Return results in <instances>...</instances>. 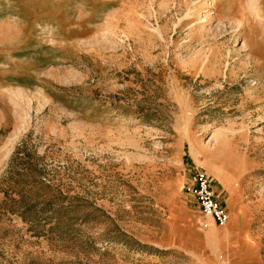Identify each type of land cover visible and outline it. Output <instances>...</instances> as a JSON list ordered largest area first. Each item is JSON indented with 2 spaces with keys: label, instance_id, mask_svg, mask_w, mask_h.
Listing matches in <instances>:
<instances>
[{
  "label": "rangeland",
  "instance_id": "374dc122",
  "mask_svg": "<svg viewBox=\"0 0 264 264\" xmlns=\"http://www.w3.org/2000/svg\"><path fill=\"white\" fill-rule=\"evenodd\" d=\"M0 264H264V0H0Z\"/></svg>",
  "mask_w": 264,
  "mask_h": 264
},
{
  "label": "built area",
  "instance_id": "2783aa9c",
  "mask_svg": "<svg viewBox=\"0 0 264 264\" xmlns=\"http://www.w3.org/2000/svg\"><path fill=\"white\" fill-rule=\"evenodd\" d=\"M191 178L189 188L195 195L202 216L219 225L227 224L230 221V212L216 195L211 176L202 168H194Z\"/></svg>",
  "mask_w": 264,
  "mask_h": 264
},
{
  "label": "crops",
  "instance_id": "0c3cea01",
  "mask_svg": "<svg viewBox=\"0 0 264 264\" xmlns=\"http://www.w3.org/2000/svg\"><path fill=\"white\" fill-rule=\"evenodd\" d=\"M218 198L222 201V203H223V201L225 202V199L223 197L219 196ZM225 207L228 209V207L226 205H225ZM228 211L230 212L229 209H228ZM202 217H204V216H202ZM204 218H206V217H204ZM206 219H209V218H206ZM230 219H231V214H230ZM216 263H218V261H216Z\"/></svg>",
  "mask_w": 264,
  "mask_h": 264
}]
</instances>
